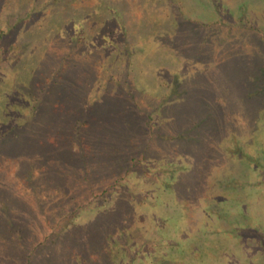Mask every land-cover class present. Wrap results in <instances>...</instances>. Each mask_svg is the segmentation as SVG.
Returning a JSON list of instances; mask_svg holds the SVG:
<instances>
[{
    "label": "rangeland",
    "instance_id": "obj_1",
    "mask_svg": "<svg viewBox=\"0 0 264 264\" xmlns=\"http://www.w3.org/2000/svg\"><path fill=\"white\" fill-rule=\"evenodd\" d=\"M0 264H264V0H0Z\"/></svg>",
    "mask_w": 264,
    "mask_h": 264
}]
</instances>
